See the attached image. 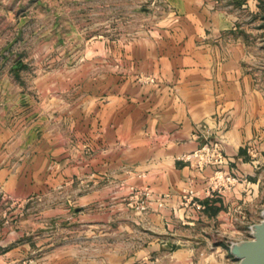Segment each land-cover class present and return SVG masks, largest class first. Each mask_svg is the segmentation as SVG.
Segmentation results:
<instances>
[{
	"label": "rangeland",
	"instance_id": "obj_1",
	"mask_svg": "<svg viewBox=\"0 0 264 264\" xmlns=\"http://www.w3.org/2000/svg\"><path fill=\"white\" fill-rule=\"evenodd\" d=\"M181 1L0 0V264L237 263L251 220L192 224L203 209L187 188L170 208L132 142ZM196 5L264 103V0Z\"/></svg>",
	"mask_w": 264,
	"mask_h": 264
},
{
	"label": "crops",
	"instance_id": "obj_2",
	"mask_svg": "<svg viewBox=\"0 0 264 264\" xmlns=\"http://www.w3.org/2000/svg\"><path fill=\"white\" fill-rule=\"evenodd\" d=\"M196 3L199 0L180 2L184 16L179 17L176 30L157 57L156 75L149 73L155 84L143 87L146 93L140 97V117L145 129L141 137L132 139L138 143L134 150L143 149L141 167L150 188L172 195L170 208L183 189L195 190L205 208L197 211L195 219L186 216L192 224L199 223V218L209 225L217 222L224 230L240 215V222L248 217L253 225L257 220L251 217L261 215L256 208L264 192V103L250 74L238 63L242 53L237 52L234 40H228L225 50L220 48L217 29L205 33ZM243 79L248 82L245 92ZM204 136L220 141L229 157L223 169L243 177L211 197L204 190L213 167L200 171L194 159L186 160Z\"/></svg>",
	"mask_w": 264,
	"mask_h": 264
},
{
	"label": "built area",
	"instance_id": "obj_3",
	"mask_svg": "<svg viewBox=\"0 0 264 264\" xmlns=\"http://www.w3.org/2000/svg\"><path fill=\"white\" fill-rule=\"evenodd\" d=\"M187 159H194L195 167L200 171H203L207 166L213 167L214 170L209 178V186L204 190L206 197L213 196L214 192L227 190L243 180V177L237 173L227 172L223 169V167L228 165L229 157L224 154L219 140L209 139L208 136H204V140L200 147L194 150L186 160ZM184 198H186L187 203L192 201L191 204H196L197 209H204L205 207V205L197 199V194L192 188H187L185 190Z\"/></svg>",
	"mask_w": 264,
	"mask_h": 264
},
{
	"label": "water",
	"instance_id": "obj_4",
	"mask_svg": "<svg viewBox=\"0 0 264 264\" xmlns=\"http://www.w3.org/2000/svg\"><path fill=\"white\" fill-rule=\"evenodd\" d=\"M229 250L238 260L236 264H264V210L260 222L251 227V238L233 242Z\"/></svg>",
	"mask_w": 264,
	"mask_h": 264
},
{
	"label": "trees",
	"instance_id": "obj_5",
	"mask_svg": "<svg viewBox=\"0 0 264 264\" xmlns=\"http://www.w3.org/2000/svg\"><path fill=\"white\" fill-rule=\"evenodd\" d=\"M217 244H219V245H224L225 243L223 242V241H221V240H218V239H216V240H214Z\"/></svg>",
	"mask_w": 264,
	"mask_h": 264
}]
</instances>
